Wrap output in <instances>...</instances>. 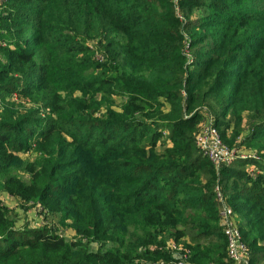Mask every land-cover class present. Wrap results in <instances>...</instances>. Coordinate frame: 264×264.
<instances>
[{
  "label": "rangeland",
  "instance_id": "374dc122",
  "mask_svg": "<svg viewBox=\"0 0 264 264\" xmlns=\"http://www.w3.org/2000/svg\"><path fill=\"white\" fill-rule=\"evenodd\" d=\"M168 1L171 3V0ZM18 2L21 3L20 5L26 4L24 0H0V122L19 123L16 132L7 130L10 138L9 147H13V143L21 142V145L15 146V149L19 150L13 164L0 172V201L9 227L19 233L26 230L46 229L62 237L66 242L73 243L74 247L86 244L87 251L94 253L115 251V247L122 253L126 242L134 241L132 235L137 237L141 234L140 231L133 232V227H127L122 247L119 246L118 241L121 237L120 228L117 230V235L112 236L114 228L118 227L116 224L110 225L109 228H105L106 223L96 224L93 235L78 234L73 230L71 220L56 211L49 198L37 201L32 197L23 201L15 195H10L5 189L17 187L9 182L13 180L23 185L31 183L32 173L45 161L54 160L58 165H67V168H60L48 176L47 180L53 183V186L81 179L84 175V165L79 162L86 161L89 156L82 154L85 157H81L77 153L72 156L73 160L67 161V153L64 151L67 150L69 153L74 151L73 146L66 145L70 143L71 138L64 134L60 138L59 146L53 144L54 151H47V145L43 143L38 145L37 150L40 151H37L34 142L36 132L43 129L47 121L53 119L62 121L69 133L73 132L72 127L75 122H79L77 124V128L81 131L79 136L89 138L87 132L92 128L88 126V121H106L115 117L113 113H121L123 105L127 102L126 98L132 94L141 97L145 102L141 104L142 116L135 115L133 119L148 124L145 133L137 130V136L142 140H148V134L151 133L155 138L153 142L155 151L170 152L167 164L179 159L182 144H190V157L187 161L197 168L190 176L194 177L195 186L202 189V194L213 190L214 182L219 175L213 178L211 163L195 145L194 137L201 124L212 119L224 145L235 154H245L248 157L246 160L237 158L234 167H241L249 182L237 178L228 180V184L221 187L223 194L227 195V204L233 211V222L241 230L244 240L248 245L250 240L256 241L249 246L251 260L257 258L252 264H264V182L262 180L264 179V112L258 115L248 110L232 112L228 104L221 100V93H227L239 83L242 68L246 64L243 57L256 53L258 51L256 47L264 46V0H253V5L244 4L243 0L237 1L240 6L234 5V0L228 3L226 0H177L176 6L171 3L175 17L177 15L180 17H177L180 22L178 33L182 44L178 52L185 62V75L204 69V59L209 57L213 47L210 41L211 33L220 27L224 29L226 22L241 18L232 22L233 27L242 31L243 35L249 34L252 38L245 49L227 52L224 56L228 61H225L223 56L218 63L208 67L199 86L200 93L212 86L217 71L221 72L219 80L224 84L218 90L209 92L201 104L186 103L188 92L183 80L182 88L175 94L176 102L182 107L183 113L178 117L182 120L174 126L164 122L167 118L164 117L166 120L162 118V116L174 115L171 113L173 106L170 104L173 97L168 98L167 94L147 95L132 89L121 90L116 82L106 88L105 94L95 92L92 86L89 87V80L99 78L98 72L103 74L106 66L119 63L120 60L111 62L103 43L98 44V39L92 34H83L79 30L67 27L63 16L55 14L54 11L41 16L36 12L37 4L33 10L32 7L29 8L30 13L26 16H19L17 21H13L8 13L18 9ZM209 21L214 23L213 27L207 25ZM12 49L27 51L32 57L29 61L17 62L11 57ZM77 73H81L82 77H75ZM102 97L105 101H102ZM52 106L57 110H53ZM97 106L99 108L95 110ZM190 117H195L193 126L186 123ZM113 129L114 138L122 135L120 129ZM91 139L92 136L89 141ZM143 142L149 147V141ZM250 166L255 169V177L248 174ZM172 173L173 171L169 169L160 174L158 181L160 187L166 190L165 193L169 191L166 180ZM128 176L129 174L118 177L124 179ZM259 177L261 180H258ZM189 179L187 178L188 181ZM176 195L175 206L184 211L182 220L185 221V225L170 233L164 231L158 234L155 242L147 245L150 251L157 252L156 257L136 256L141 250L140 246L137 252L131 254L130 264L169 263L171 260L167 249L169 242L182 247L192 243L194 239L198 240L194 242L195 246L221 244L222 241L218 239L221 227L216 215L211 214L205 223L194 221L193 217L201 213L199 210L201 203H197V195L186 198L179 193ZM208 201L215 207L213 198ZM247 223H250L249 226ZM200 225L201 229L193 228ZM249 230L255 232L248 234ZM207 231L210 232L209 235L202 234ZM223 263L225 264V261Z\"/></svg>",
  "mask_w": 264,
  "mask_h": 264
},
{
  "label": "trees",
  "instance_id": "16d2710c",
  "mask_svg": "<svg viewBox=\"0 0 264 264\" xmlns=\"http://www.w3.org/2000/svg\"><path fill=\"white\" fill-rule=\"evenodd\" d=\"M24 1L26 4L20 5L18 2V9L8 13L13 21H17L19 16H26L30 13L29 8L32 7L33 10L37 4L36 12L41 16L51 11L63 16L67 27L79 30L83 34H92L98 39V44L103 43L111 62L120 60L115 64L110 62L112 65L106 66L103 74L98 72L99 78L89 80V87L92 86L95 92L105 94L106 88L116 82L121 90L132 89L147 95L167 94L168 98L173 97L170 104L173 106L171 113L174 115L162 118H167V120L164 118L166 120L164 122L172 126L182 120L178 118L183 113L182 107L176 102L175 94L182 88L183 80L188 92L186 103L201 104L209 92L218 90L224 84L219 80L221 72L217 71L212 86L200 93L199 86L208 67L218 63L229 51L245 49L246 44L252 39L249 34L243 35L242 31L233 27L232 22L241 18L226 22L224 29L220 27L211 33L210 41L213 47L209 57L204 59V69L185 75V62L178 52L182 44L178 33L180 22L168 0ZM226 1L228 3L230 0ZM234 1V5L240 6L237 2L240 0ZM243 2L253 5V0ZM207 25L213 27L214 23L209 21ZM256 49L258 50L256 53L243 57L246 64L242 68L239 83L227 93H221V100L228 104L232 112L248 110L255 115L264 112V46ZM11 57L17 62H26L31 59L32 54L12 49ZM224 60L228 61L225 56ZM78 76L82 77L81 73H77L75 77ZM126 99L123 111L119 114L113 113L115 117L106 121H88V126L92 128L87 132L89 138L92 136L91 141L87 136L84 138L83 135L79 136L81 133L77 128L79 122H75L73 132L69 133L62 121L50 119L43 129L36 132L34 141L36 150L38 145L43 143L47 145V151H54L53 144L59 146L60 138L64 134L71 138L70 143L66 145L73 146L74 151L73 153L64 151L67 153V161L73 160L72 156L77 153L81 157L84 156L82 154L89 156L86 161L79 162L84 165V175L81 179L53 186V183L48 182V176L60 168H67V165H58L54 160L45 161L38 164L37 171L32 173L31 183L23 185L13 180L9 182L17 187L5 189L10 195H15L23 201L32 197L37 201L49 198L53 208L61 212L64 218L71 220L72 228L78 234L93 235L96 224L106 223L105 228L116 224L118 227L114 228L112 236H116L120 228L121 237L118 238L120 247L123 246L127 227H133V232L136 230L141 234L137 237L132 235L134 241H127L122 253L117 247L115 251L104 253L88 252L86 244L74 247L73 243L66 242L62 237L46 229L26 230L20 233L12 230L0 201V264H130L131 254L137 252L140 246L141 250L136 256L156 257L157 252L150 251L147 245L154 243L158 234L164 231L170 233L185 225V221L182 220L184 211L175 206L174 199L177 193L185 198L197 195V203H201L199 206L201 213L193 217L194 221L205 223L211 214L216 215L218 221L213 190L202 194V189L195 186L196 180L190 176L197 170L193 163L187 161L190 157V144H182L179 159L167 164L170 152L165 150L164 153L167 155L157 153L153 147L155 138L151 133L148 134V140H142L136 134L137 130L143 133L147 131V123L133 119L135 115L142 116L140 111L144 100L132 94ZM102 101H105L103 97ZM52 107L53 110H57L56 107ZM98 108L97 106L95 110ZM186 123L193 126L195 117H190ZM18 127L19 123L0 122V172L5 171L15 161L19 150L15 149V146L21 145V142L13 143V147H9L10 138L7 130L16 132ZM113 128L120 129L122 135L114 138ZM143 141H149V147L143 144ZM210 165L215 178L214 168L212 164ZM234 166L233 163L219 171L217 180L221 185L237 178L249 182L241 167ZM169 169L173 173L166 180L169 191L165 193L166 190L160 187L158 180L160 174ZM128 174L127 178H120L121 175ZM187 178H190L189 181ZM258 180H261L260 177ZM262 180L264 182V179ZM210 198H213L215 207L208 201ZM249 224L247 223V226ZM193 228L201 229V225ZM254 232L249 230L248 234ZM202 234L209 235L210 232ZM218 239L222 241L218 246L210 244L195 246L194 242H197V239L188 243L185 247L190 251V261L197 264H224L225 261V264H229L225 257V240L222 232ZM255 242L252 239L248 245L245 241L248 249ZM254 261L256 262L257 258ZM254 261L251 260L250 252V264Z\"/></svg>",
  "mask_w": 264,
  "mask_h": 264
},
{
  "label": "built area",
  "instance_id": "2783aa9c",
  "mask_svg": "<svg viewBox=\"0 0 264 264\" xmlns=\"http://www.w3.org/2000/svg\"><path fill=\"white\" fill-rule=\"evenodd\" d=\"M174 6L177 0H171ZM177 15V11L175 10ZM178 18H180L177 15ZM196 147L213 165L216 175L224 167H230L237 158L246 160L245 154H235L223 143L212 119L201 124L194 137ZM248 174L255 177V169L250 166ZM221 183L217 180L213 187V198L217 207V217L225 240V257L229 264H250V251L242 238L239 227L233 222V211L227 204ZM170 262L167 264H197L190 261V251L186 247L169 242Z\"/></svg>",
  "mask_w": 264,
  "mask_h": 264
}]
</instances>
